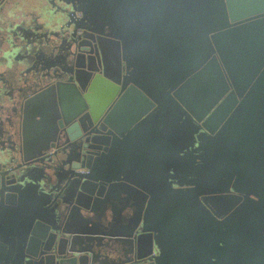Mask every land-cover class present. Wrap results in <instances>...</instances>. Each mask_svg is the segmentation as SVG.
Masks as SVG:
<instances>
[{
    "label": "water",
    "instance_id": "95a60500",
    "mask_svg": "<svg viewBox=\"0 0 264 264\" xmlns=\"http://www.w3.org/2000/svg\"><path fill=\"white\" fill-rule=\"evenodd\" d=\"M259 230L264 0H0V264H264Z\"/></svg>",
    "mask_w": 264,
    "mask_h": 264
},
{
    "label": "flooded vegetation",
    "instance_id": "af4514ba",
    "mask_svg": "<svg viewBox=\"0 0 264 264\" xmlns=\"http://www.w3.org/2000/svg\"><path fill=\"white\" fill-rule=\"evenodd\" d=\"M189 133L192 134V133H195V131L194 130L193 131L189 130ZM189 133H187V134H189ZM189 138L190 137L188 135L186 137L184 143H187V140ZM193 163H195V166H196L199 163V159L195 157V160L193 161ZM199 181H202V182L200 183V185H194L195 189H200V190L201 189L206 190L208 188L211 189L210 193H206L204 191V193L202 195H199V197H198L199 198V205H201L202 207H206V208H211V207L213 208V206H214V207H216L219 210L221 216L223 215L225 217V214L227 216L228 215L227 212L228 213L230 212V211H228L229 208L234 206V205H232L234 203V202H232V199H229L231 194H232L231 191H229V196L226 199L222 200L223 197H221L222 196L221 192L222 191L224 192V190L222 188L216 187V188L212 189L213 186H211V184H209V183L208 184H204L205 180L202 179L201 177L195 179L196 183L199 182ZM217 189L221 190V191H218ZM203 196L209 198L210 201H208V202L203 201L202 200ZM217 199L218 200H222V201L218 202ZM204 225L205 224L202 223L199 226V229L202 230V231L206 230L208 228V225H207V227H206V225L205 226ZM259 232H261L262 234H260V238H259L258 244H255L256 245L255 250L258 253L259 252L262 253V252H264V250H263L264 249V230H259Z\"/></svg>",
    "mask_w": 264,
    "mask_h": 264
},
{
    "label": "rangeland",
    "instance_id": "374dc122",
    "mask_svg": "<svg viewBox=\"0 0 264 264\" xmlns=\"http://www.w3.org/2000/svg\"><path fill=\"white\" fill-rule=\"evenodd\" d=\"M171 121H173V120L171 119ZM184 124L189 127L190 131L194 130L193 126L188 125L186 122H184ZM188 127L186 128L185 126H181L177 131H176V129L174 130V128L171 127L167 131H172L175 142H178V143L182 142L183 143L185 141L187 135H188L187 132H186L188 130ZM180 159H181V162H180L179 166L177 165V167H174L175 169L173 168L174 170L177 169L179 175L182 174V173L185 175L184 172L191 171V170L195 169L198 166V164L196 166H194L193 162L190 163L189 159H187L186 161L182 162V158L181 157L175 158L173 161L174 162H178V161H180ZM217 201L219 202L220 200L217 199Z\"/></svg>",
    "mask_w": 264,
    "mask_h": 264
}]
</instances>
